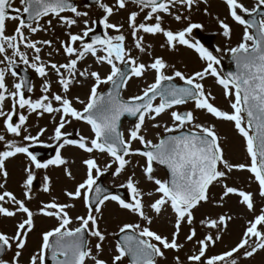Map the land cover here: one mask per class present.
Wrapping results in <instances>:
<instances>
[{
  "label": "snow or ice",
  "instance_id": "1",
  "mask_svg": "<svg viewBox=\"0 0 264 264\" xmlns=\"http://www.w3.org/2000/svg\"><path fill=\"white\" fill-rule=\"evenodd\" d=\"M97 2L104 10L105 15L102 20L93 23L103 24L106 30L105 36H95L91 43H83L93 31V28L89 26V20H83L85 27L82 34L69 33V42L62 44L64 52L71 59L65 64L57 65L41 60L39 55L41 48L37 45L42 43L51 46L52 42L30 40L25 35V28L32 33L39 29L33 24L27 23L24 16L26 15L27 20L33 22H38L46 16H54L59 18L64 26L71 28L78 24L77 18L88 17V13L79 11L71 0H20V7H13L14 0H0V54L4 56V59L0 60V64L7 62L5 67H0V117L5 119L6 130L14 136H21L22 126L25 125L27 116L20 113L19 122H14L13 117L17 115V107L19 109L28 108L30 112L39 110L41 115L45 112L60 114L58 126L54 129L53 139L56 141L58 149L54 159L41 162L36 154L29 151L28 146H20L15 141H9L6 145L8 150L0 152V173L6 178L8 173L5 170V161L17 154H26L29 164L25 169L24 187L28 189V192L25 193L26 198L30 200L31 188L36 180L34 169H48L49 166H61L68 163L59 149H63L65 146H76L87 153L98 151L107 153L113 158L112 162L107 164L103 170L97 159H85L83 163L86 166V179L75 188V191L65 193L71 200L83 199L84 201L87 212L86 215L76 217L79 222L78 227L74 229L69 227L73 221L68 209L74 207V204L58 203L53 199L52 202L43 205L41 213L56 218L59 221V226L43 233L40 250L31 256L29 264H46L49 252L54 264H86L89 259L92 264H107L106 261L97 258L102 251V242L106 238L100 229V217L97 214L101 213V206L108 200L115 201L120 208L137 214L148 225L152 224L153 218L145 212V193L137 186V181L130 177L127 184L122 185L131 191V202L126 201L120 195H106L104 189L96 186L99 175H103L112 166V163L117 165L115 175L123 172L131 162L126 159L130 155L138 154L145 158L143 172L146 179L156 185L155 192H148L147 195L152 197L154 194H159L149 207L159 216L166 205L170 206L175 214L174 231L169 238L151 230L150 227L141 228L139 223L124 224L120 228V232L131 230L136 233L138 230V235L123 237L122 242L117 245L118 254L113 257L112 264H119L125 256L129 255L132 257V264H156L155 258H163L165 250L179 253L184 248V244L179 241L181 226L185 223L193 224V210L202 202L206 203L210 200L209 187L214 183L220 184L223 188L221 202L229 195H236L241 198L240 203L249 210H253V194L229 186L226 182L234 170L251 172L259 184V195L264 197V18L258 21L245 19V15L252 16L256 13H260L264 17V0H256V4L252 8L246 6L243 0H225L231 18L239 25L244 26L245 29L242 42L236 47L228 49L235 61L237 71L228 72L226 75L218 71L217 66L221 64L220 58L199 40L190 38L193 31L202 29L203 25L189 22L183 30L178 32L162 27V17L159 13L171 15V9L177 4L190 10L198 0H132L139 6L140 11L150 8V11L145 15V20H152L155 16L156 22L137 24V17L140 14L137 11L131 12L129 16L131 34L135 39V47L140 52L147 51L144 37L138 35L141 31L151 35L163 34L166 37V44L173 49L177 44L194 49L206 66L202 71H196L190 75H185L178 70L174 72V75H167L166 69L173 66L166 63L162 57L153 58V61L148 65L137 63L136 58L132 57L131 51L125 47V35H107V30L113 29L120 33L123 27V25L118 26L109 22L113 8L102 3L101 0H97ZM127 2L128 0H117L118 8L125 9ZM204 2L207 3V0ZM65 12H71L74 16H63L62 13ZM182 19L188 18L180 14L175 15V20ZM9 20L19 22L13 35L6 34V22ZM48 23L50 25L51 21ZM219 24L223 30L222 34L230 39L232 31L230 25L223 20H220ZM252 28L256 29L255 34L249 31ZM78 41L81 42L80 48L75 46ZM249 41L252 42L251 46ZM21 44L27 49L34 50L35 55L31 62L27 53L21 51ZM9 49L12 50L11 56L7 54ZM216 51L219 52L221 49L217 48ZM100 52L103 55H98ZM87 54L95 57L98 63L110 65V74L102 77L99 72L90 71L89 68L79 70L77 64ZM15 57H19L23 64L31 67L40 77H47V69L51 68L57 75L58 83L64 93L69 92L77 74L85 79L94 78L87 103L77 98L79 103L84 104L83 110L75 108L72 100L68 99L66 95L53 94L50 97L45 94L34 101L31 98H26L25 87L28 86L27 90L32 91V86L28 84L27 78H21L19 82H15L10 90L6 76L11 74V76L17 77L18 75L15 71ZM117 62L125 67H119ZM61 69L67 71V76ZM149 70L156 73L155 82L144 88L142 95L133 96L127 101L123 100L120 96V89L127 85L132 76L142 77ZM207 76L214 77L225 90V96L231 98L230 107L233 110L231 113L210 102L215 97L211 93H206L202 83ZM177 77L184 82L185 87H177L171 83L165 84L166 81H173ZM102 84H110L111 90L106 94H101L98 89ZM51 87V82L46 81L42 91L50 93ZM157 97L160 102L155 104L154 101ZM6 99H10L12 102L9 112L4 111ZM189 100L194 101L196 109L205 110L218 120L234 123L235 129L246 142L250 164L230 163L225 158L222 142L215 125L196 123V117L192 111H171V126L153 124V127L162 126L166 133H177L188 126L187 132L169 135L167 138L160 139L159 143L147 140L141 133L146 117L155 121L168 109L186 104ZM53 101L58 102L60 106L53 107ZM125 114L138 119V122L130 130L127 140L119 130L120 119ZM68 117L83 120L89 124L94 137L87 139L81 136L79 140L69 139L70 134L62 131L66 124L71 123V120L67 119ZM44 131L46 129H42L36 136L25 135L23 139L42 143L39 137L43 135ZM4 140L5 137L0 135V141ZM134 141L142 144L146 150L134 152L132 149ZM154 164L166 166L170 171L171 179L161 180L155 177L153 175ZM66 174L72 178L70 170ZM44 181L43 191L50 192V179L45 176ZM93 193H95V203L92 200ZM6 198L10 203L16 205V209L9 210L3 206V203H0V215L15 217L19 212L25 214V218L18 223L15 235L10 237L0 232V254L5 249H12L13 244L16 248L12 260L0 258V264H20V256L27 245L28 234L35 227V214L26 206L24 200L17 199L13 193L6 191L0 194V202H4ZM229 220H231L230 216L221 215L218 219H208L201 223L208 228L223 229L227 227ZM85 233L98 239L99 242L95 246L97 255H92L85 240ZM196 237L197 232L194 227L185 237L186 241H194L198 245L196 253L188 257L192 264H238L236 254L241 253L242 249L244 251L241 255L244 258H251L258 251L264 250V210L248 222V227L241 240L231 250L220 255L206 256L210 245H214L220 239L219 235L214 237L209 234L202 239H196ZM175 260L176 264H182L179 256H176Z\"/></svg>",
  "mask_w": 264,
  "mask_h": 264
},
{
  "label": "rangeland",
  "instance_id": "2",
  "mask_svg": "<svg viewBox=\"0 0 264 264\" xmlns=\"http://www.w3.org/2000/svg\"><path fill=\"white\" fill-rule=\"evenodd\" d=\"M102 3L113 8V14L109 17V22L116 25H123L121 32L117 33L113 29L107 30V35H125V47L131 51L132 57L136 58L137 63H144L146 65L150 64L155 57H162L166 63L173 67L166 69L167 75H174L175 71H181L185 75L193 74L196 71H202L206 66L205 62L200 59L199 54L195 52L194 49H190L187 46L177 44L173 49L166 44V37L163 34H146L142 31L138 33L144 37V45L147 48L146 52H140L135 47V39L132 36L131 28L129 27V16L131 12L137 11L140 14L137 17V24L144 22L147 24L155 23V16L152 20H145V15L150 11V8H144L140 11V8L135 3H128L125 9H119L117 0H102ZM243 3L252 8L256 4V0H243ZM79 11L87 12L88 17H80L78 19V24L68 28L62 24L59 18L54 16H47L41 21L32 23L34 27H38V31L32 33L29 29L25 28V35L32 41H51V46L46 44H38L37 46L41 48L39 53L41 60L45 63H56L57 65L65 64L69 61V58L63 50L62 44L64 42H69V33L71 34H82L84 30L83 20H89V26L93 29L98 22L102 20L105 15L104 10L99 5L88 6L83 0H78ZM20 0H14L13 7H20ZM171 15L167 13H159L162 17V27L166 30H171L173 32H178L183 30L189 22L197 23L203 25L200 32L206 37H213L210 42L206 41V38H202L198 34V30L193 31L191 39L199 40L205 47L213 52L221 60V64L218 67V71L224 75V65L225 67H231L232 62L230 60L231 53L228 51L231 47H236L243 40L244 26L236 23L229 14V8L225 0H198L193 7L188 10L185 6L177 4L171 9ZM14 14V13H13ZM180 14L188 19H182L180 21L175 20V15ZM63 16L73 17L74 14L71 12L62 13ZM247 19V15H245ZM223 20L225 23L229 24L231 31V38H226L222 34V29L220 27L219 21ZM48 21H51L49 25ZM18 21H7L6 24V34L13 35L15 29L18 25ZM103 27V24L100 23ZM104 29V27H103ZM249 31L253 32L252 29ZM106 34V30L104 29ZM104 34V36H105ZM251 46L252 42H248ZM77 48L81 47V42L78 41L75 45ZM150 46V47H148ZM219 48L221 51L217 52L216 49ZM21 51L26 52L30 62L32 61L35 53L32 49H27L21 44ZM9 56L12 55V50L9 49ZM51 54V55H49ZM98 55H103L102 52ZM75 58V57H73ZM3 54H0V60H3ZM16 62L26 68L30 73L35 76L33 78L32 91L26 96V98H31L33 101L41 98L43 95L47 94L51 97L53 94L66 95L68 99L72 100L73 106L78 110H83L84 104L78 102V100L85 101L87 103L91 87L94 84V78L88 77L87 79L80 77L78 74L75 79H84V83H72L68 93H64L61 86L58 83L57 75L48 68V76L40 77L31 67L23 64L19 57L14 58ZM5 64H0V67H5ZM118 66L123 67L117 62ZM79 70H84L89 68L90 71H97L102 77L110 74L111 66L107 63H98L96 58L91 54H87L83 60H80L77 64ZM67 76V71L61 69ZM156 73L152 70L146 71L142 77L132 76L128 84L124 87L123 98L129 100L131 97L136 95H142L143 89L148 85L155 82ZM21 77L11 76V74L6 76V82L10 90L15 82H19ZM74 79V80H75ZM181 81L178 77L175 78ZM46 81L51 82V92L44 93L42 91L43 84ZM205 87L206 93H211L214 100H210L214 106L219 107L222 110L232 112L230 107L231 98L225 96V90L220 86L214 77L207 76L204 81H202ZM110 84H102L98 89V92H102ZM78 98V100H77ZM160 100L158 99L155 104H158ZM11 100L6 99L4 102V111L9 112L11 110ZM58 102L53 101V107H59ZM192 111L196 117V123H202L205 125H215L217 134L219 135L222 147L224 149L225 158L233 164H250V156L246 151V142L242 136L239 135L238 131L234 127V123L230 121H223L214 118L211 114H208L205 110H200L195 108V103L188 102L181 106L174 107L173 109H168L165 113L157 117L155 121L149 120L146 117L145 125L141 129V133L145 136L147 140H151L153 143H159L161 137L168 134L164 131L163 127H153V124L168 126L172 125V120L170 117L171 111ZM17 115L13 117L15 122L16 117L19 122V114L23 113L27 116V121L25 125L22 126L21 136H14L9 133L5 127L4 117H0V135L5 137L4 141H0V152L8 150L7 142L15 141L20 146H39L43 148L56 147V141L54 137V129L58 126L60 120L59 113H44L40 114L39 110L37 112H30L28 108L19 109L16 108ZM71 123L66 124L65 128L62 129L63 132L69 133L70 135H75L80 139L81 136L91 139L94 137V133L91 126L85 124L83 120H75L74 118L68 117ZM135 122L125 121L123 125V135L127 140L130 134V130L135 125ZM42 129H46L43 135L39 137L42 143L30 142L23 139L25 135L36 136ZM185 129H189L188 126ZM26 130V131H25ZM195 130V129H193ZM18 137V138H17ZM52 145V146H47ZM144 146L139 142H132V149L143 151ZM62 151V156L68 161L66 165L61 166H49L48 169H34L36 178H40L42 175V184L44 187L45 181L44 177L47 176L51 181V191L44 192L43 188L40 192L27 199L25 193L28 189L24 187L26 180L25 169L29 164V159L26 154H17L14 157H10L5 161V170L8 176L5 178L2 173H0V194L4 192H13L17 199L24 200L26 206L33 211L34 224L35 227L28 234V240L26 247L22 250V255L20 256V264H29L30 258L33 254L40 250L42 244V236L44 232L51 231L59 226V221L54 217H48L41 213V208L44 204L52 202L53 199L58 203H70L75 206L68 209L69 215L72 218L73 223L69 225L70 228H75L79 226V222L76 220L77 216L86 215L87 209L85 207L83 199L71 200L65 195L67 191H75V188L86 179V166L83 161L88 158L97 159L98 164L103 170L105 166L112 162V157L107 153H100L94 151L93 153H87L76 146H65ZM131 162L125 168L123 172L119 175H115V169L117 165L112 163V166L107 170L110 171V175L106 180V184L109 186H122L126 185L128 179L131 177L134 181L138 182V187L143 190L145 212L147 215L153 218L151 225H148L143 221L137 214L131 213L119 207L115 201H105L104 205L101 206V213L99 215V226L101 231L105 234V240L102 242V251L98 255V259H102L107 262V264H112L113 257L117 255V245L116 234L120 232V228L124 224H136L139 223L141 228L150 227L151 230L157 232L158 234L168 236L174 231L175 214L170 206H165L164 210L159 216H157L149 207V205L158 198L159 194H154L152 197L147 195L148 192H155L156 185L148 181L143 172L145 166V158L135 154L126 157ZM46 162V161H45ZM153 175L161 180H168V172L157 164H154ZM71 171L72 178H70L66 173ZM41 175H40V174ZM98 175V174H94ZM100 176V175H99ZM99 179V178H98ZM97 179V180H98ZM229 186L237 187L240 190L250 192L253 194L254 208L249 210L245 205L240 203V197L236 195H229L224 198L221 202L220 197L223 193V188L220 184L214 183L209 187L210 200L208 202H202L196 209L193 210L194 221L192 225L182 224L181 232L179 236V241L184 244V248L181 249L179 253L173 250H165V256L163 258L157 257L156 264H176L175 257L179 256L182 264H192L188 260V257L195 254L198 245L195 242L186 241L185 237L189 234L192 227L196 229L197 237L196 239H202L206 235H213L214 237L219 235L220 239L216 241L214 245H210L206 256L211 257L214 255H220L226 251L231 250L242 238L244 231L248 227V222L253 220L255 216L259 215L262 210H264V197L259 195L260 189L259 184L255 180L254 175L247 170H234L229 179L226 181ZM39 189H34L32 187V193L35 195ZM129 190V189H128ZM130 191V190H129ZM31 195V192H30ZM131 201H132V194ZM130 201V202H131ZM3 206L9 208V210H15L16 205L10 203L6 198ZM95 214V213H94ZM221 215L230 216L231 220L228 221L227 227L223 229H212L206 227L201 221H206L208 219H218ZM25 218V214L17 213L15 217H5L0 215V232L7 234L8 236H13L16 233V228L19 222ZM37 220V222H36ZM138 233V230H137ZM96 237L90 236L89 248L91 249L92 255H97L96 244L98 243ZM155 243V242H154ZM16 251L15 245L13 244L12 249H8L4 260H12L14 253ZM244 250H241V253ZM241 253L236 254L238 264H264V250L258 251L251 258H244ZM86 264H92L89 259ZM119 264H130L128 257L125 256Z\"/></svg>",
  "mask_w": 264,
  "mask_h": 264
},
{
  "label": "water",
  "instance_id": "3",
  "mask_svg": "<svg viewBox=\"0 0 264 264\" xmlns=\"http://www.w3.org/2000/svg\"><path fill=\"white\" fill-rule=\"evenodd\" d=\"M87 1L90 2V3H98L97 0H87ZM71 2L73 3L72 0H71ZM73 4L75 5V3H73ZM257 15H259V14H257ZM252 19H255V16L253 18L250 17L249 20H252ZM25 20H26V22H32V21H28L27 20V16L25 17ZM255 32H256V29H255ZM95 36H101V33L97 32L95 34L90 35V37H92V38H94ZM233 61H234V59H233ZM234 64H235V61H234ZM125 70H127V69H125ZM236 71H237V68H236V64H235L234 67L231 68V69H228L226 71V73H228V72H236ZM21 73L24 75L25 78H27L28 84L31 85V78L27 75V73H25L24 70ZM169 83L175 84L177 87H185L186 86V85H178L175 82H165L166 85L169 84ZM110 90H111V88L108 91H110ZM107 92H105L103 94H106ZM120 94H121V89H120ZM128 116L131 119H135L136 118L134 116H130V115H128ZM123 119H124V116L121 117L120 122H119V130L120 131H121V124H122ZM184 132H187V131H184ZM173 135H179V134H173ZM164 138H167V136H165ZM30 151H32L34 154H36L38 159H42V158H45V157H48V156H53L55 154V149H52V150L31 149ZM169 173H170V171H169ZM106 176H107V173L103 174L101 176L100 181H98L96 186L101 187L102 189H104L105 190L104 194H106V195L117 193V194L121 195L124 199H126V201H128L129 200V194H128V192L126 190H124V189H111V188H108V187L105 186L104 181H105ZM170 179H171V174H170ZM92 200L95 203V193H93V195H92ZM133 234H135V233H133L131 230H129L128 232L120 233L118 235L117 239H118L119 242H122L123 237L125 235H133ZM85 240H86L87 245H88V233H85ZM5 252H6V249H5V251L2 254H0V258L3 257ZM50 258H51V255H50ZM129 259H130V261L132 263V257L130 255H129ZM51 264H54V261L52 260V258H51Z\"/></svg>",
  "mask_w": 264,
  "mask_h": 264
},
{
  "label": "bare ground",
  "instance_id": "4",
  "mask_svg": "<svg viewBox=\"0 0 264 264\" xmlns=\"http://www.w3.org/2000/svg\"><path fill=\"white\" fill-rule=\"evenodd\" d=\"M82 80H84V79L77 78V79L74 80V83H79V84L81 83V84H83L84 82Z\"/></svg>",
  "mask_w": 264,
  "mask_h": 264
}]
</instances>
